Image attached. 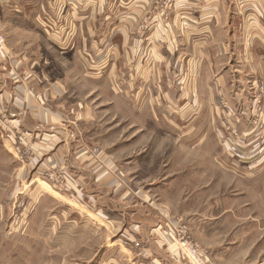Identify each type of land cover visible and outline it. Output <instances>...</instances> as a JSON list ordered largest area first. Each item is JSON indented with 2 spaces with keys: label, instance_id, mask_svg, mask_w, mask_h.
Masks as SVG:
<instances>
[{
  "label": "crops",
  "instance_id": "0c3cea01",
  "mask_svg": "<svg viewBox=\"0 0 264 264\" xmlns=\"http://www.w3.org/2000/svg\"><path fill=\"white\" fill-rule=\"evenodd\" d=\"M153 1L0 0V30L17 36H9L7 42L10 66L0 65V114L11 119V128L26 131L33 139L32 164L45 153L44 170L59 167L69 176L66 193L74 195V200L83 199L87 190L100 193L93 199L97 212L88 209L90 217L83 224L85 227L89 222L90 227H97L96 232L84 240L85 235H70L67 228L56 235L58 240L65 242L64 248L67 241L76 242L72 250L77 251L81 244L91 243L100 230L107 235L122 230L119 239L86 251L87 264L187 263L178 247L169 242L161 219L146 204L126 197L129 190L122 198L113 197L129 184L152 201L146 188L133 185L109 155L100 151L95 157L85 156L82 144L71 145L69 130L84 117L95 116V111L79 101V110L70 107V114L75 116L73 126L67 124V76L61 78L56 69L59 71L61 65L72 69L74 58L67 62L64 50L75 49L79 54L88 51L91 62L85 59L84 63L92 70L88 77L96 84L107 74L112 88L118 76L122 78V68H128L130 83L155 86L158 81H167L163 80L170 69L166 63L173 57V81L174 74L184 75L182 80L190 87L184 96L197 102L205 98L209 102L215 97V88L227 98L240 99L250 81L264 79V0H175L168 24H163L161 14L152 8ZM146 19L150 23L142 33ZM162 49L170 52L168 57ZM165 93L173 97L171 89ZM156 107L144 113L155 112ZM202 107L198 104L195 111L205 113ZM208 108L211 111L206 113L215 112L212 106ZM0 125L5 128L4 118ZM86 170L95 176L96 183L92 179L80 183L76 175H84ZM139 172L143 179L153 177L149 168ZM222 174L225 179L212 185L228 197L212 198L211 210L196 224L198 239L209 249L214 264H264V165L252 171ZM203 177L213 178L209 174ZM41 183L44 191L51 193V186ZM114 186L112 197H104V192H111ZM153 189L154 193L160 190ZM90 201L86 198L84 202L87 205ZM79 221L73 219V223Z\"/></svg>",
  "mask_w": 264,
  "mask_h": 264
},
{
  "label": "rangeland",
  "instance_id": "374dc122",
  "mask_svg": "<svg viewBox=\"0 0 264 264\" xmlns=\"http://www.w3.org/2000/svg\"><path fill=\"white\" fill-rule=\"evenodd\" d=\"M174 4L175 0L153 1L152 8L161 14L163 24L169 23ZM148 20L142 24V33L148 29ZM3 35L7 47L9 36L13 35ZM64 51L67 62L74 58L73 65L69 62L72 69L63 65L59 71L56 69L61 78L64 74L67 76L64 81L67 124L73 126L75 116L70 114V107L79 110V101H82V106L90 104L95 111V116H83L78 125L69 130L71 145L82 144L81 152L85 156L95 157L100 151L109 155L133 185L139 183L146 188L152 201L141 197L129 184L113 197L122 198L123 193L129 190L126 197L146 204L150 212L161 219L169 242L176 246L178 244L168 234H173L179 226H185L193 244L202 249L214 264L209 249L198 239L199 225L196 224L211 210L212 198L228 197L219 194L216 185L225 179L223 172L252 171L264 165V94H260L264 79L250 81L240 99L227 98L215 88V97L209 102L207 98L197 102L195 98L184 96L190 92L187 82L182 80L184 75L174 74L173 81L176 64L173 57L166 63L170 68L169 74L162 75L167 81L156 82V87L141 81L131 82V85L130 75L126 73L128 68H122L124 74L122 78L118 76L113 85L115 88H112L107 74H103L96 84L88 77L92 71L84 64L85 59L91 62L88 51L83 50L81 54L75 49ZM161 51L166 56L170 53L166 49ZM46 55L49 57L50 54L46 51ZM0 65L10 66V55L7 61H0ZM170 89L172 98L165 93ZM198 104L203 105L201 110L211 111L208 107L212 106L210 109L215 112H197ZM154 106H157L155 112L144 113ZM4 114H0V121L4 118L6 122L5 128L0 125V264H75L76 260L78 264H87L89 257H84L86 251L88 253L96 246L101 248L113 239H119L122 230L115 231L113 235L100 230L91 243L81 244L77 251L72 250L76 242L67 241L64 248L65 242L56 236L60 230L69 228L70 235H85L84 240L96 232L97 227H90L89 222L85 227L83 224L90 217L86 212H97L98 205L93 199L100 193L93 194V189L87 190L83 199L74 200V195L66 193L69 176L59 167L44 170L45 153L39 154L41 158L32 164L33 139L26 131L11 128L8 124L11 119ZM53 146L57 148L58 144ZM148 168L153 177L143 179L139 171ZM85 172L84 175H76L80 183L84 185L88 179L96 183L95 176L90 171ZM206 174L213 178H204ZM114 178L120 184V180L116 176ZM42 181L51 186V193L44 191ZM214 182L216 184L212 185ZM154 187L160 190L154 193ZM116 188L114 186L111 192H104L103 196L112 197ZM86 198L92 199L91 205L90 202L86 205ZM73 219L80 221L73 223ZM83 228H86L85 232L81 231ZM135 246L140 247V243L136 242ZM65 249L69 251L65 252ZM178 249L184 261L192 264Z\"/></svg>",
  "mask_w": 264,
  "mask_h": 264
},
{
  "label": "built area",
  "instance_id": "2783aa9c",
  "mask_svg": "<svg viewBox=\"0 0 264 264\" xmlns=\"http://www.w3.org/2000/svg\"><path fill=\"white\" fill-rule=\"evenodd\" d=\"M8 59L9 53L6 47V39L0 31V61H7ZM260 94H264V88L261 89ZM50 175L51 178H54L53 174ZM169 235L172 237L173 241H176L184 257L189 258L192 264H213L205 255V252L193 244L185 226H179V229L173 230V234L169 233L168 236Z\"/></svg>",
  "mask_w": 264,
  "mask_h": 264
}]
</instances>
